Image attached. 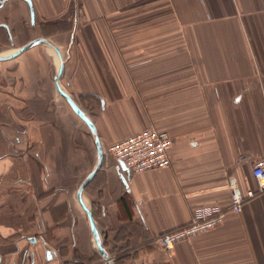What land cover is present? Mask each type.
<instances>
[{
	"label": "crops",
	"instance_id": "crops-1",
	"mask_svg": "<svg viewBox=\"0 0 264 264\" xmlns=\"http://www.w3.org/2000/svg\"><path fill=\"white\" fill-rule=\"evenodd\" d=\"M29 2L0 0V56L45 38L62 59L38 44L0 61L20 67L0 70L19 86L10 99L0 90V126L9 124L10 140L16 124L23 129L21 154L0 159V264H55L46 248L67 254L76 245L91 260L76 242L86 235L72 204L80 206L77 187L97 148L55 89L59 66L63 90L88 104L102 147L154 126L172 139L162 169L132 173L103 154L81 193L115 264H264V191L236 213L228 187L233 177L241 192L255 189L251 168L264 156V0ZM211 204L225 210L217 226L170 252L154 242Z\"/></svg>",
	"mask_w": 264,
	"mask_h": 264
},
{
	"label": "built area",
	"instance_id": "built-area-1",
	"mask_svg": "<svg viewBox=\"0 0 264 264\" xmlns=\"http://www.w3.org/2000/svg\"><path fill=\"white\" fill-rule=\"evenodd\" d=\"M170 137L166 130L157 129L155 126L141 128L133 134L102 147L103 154H108L122 162L132 173L166 168L170 165L168 151L172 145ZM250 174L257 187L245 192H241L233 177L229 178L230 208L236 213L241 211L245 200L264 191V156L253 162ZM224 216L225 210L218 205L197 206L193 208L190 220L185 226L155 236L154 242L166 252H170L177 242L189 240L211 230L222 221Z\"/></svg>",
	"mask_w": 264,
	"mask_h": 264
},
{
	"label": "water",
	"instance_id": "water-1",
	"mask_svg": "<svg viewBox=\"0 0 264 264\" xmlns=\"http://www.w3.org/2000/svg\"><path fill=\"white\" fill-rule=\"evenodd\" d=\"M26 1L30 4L29 0H26ZM38 44H46L58 55V57H60L62 59L61 50L59 49V47L56 44H54L52 41H50L48 39L38 38V39H34V40L24 44L23 46L18 48V50L16 52H14L10 55L0 56V61H6V60L13 59V58L17 57L19 54H21L23 51H26V50L30 49L31 47L38 45ZM65 75H66V73L64 74L63 70H59L55 74V76H53L54 77L53 82H54L55 89L59 93V95L66 101V103H68L69 107L76 114V116L78 118H80L87 125V127L91 130V132L94 136V139H95L94 141H95L96 148H97V163H96L94 169L83 180H81L82 182L77 187L76 198H77V201L80 205L79 207H81V209L83 210V212L86 215L93 241H94L97 249L100 251L101 259L104 260L105 264H115L114 259L112 257H110V255L107 253V251H105V248L102 244L100 233H99L98 228L96 226V222L94 220L93 214L90 211V209L88 207H86V204L84 203L83 198H82V194H81V193H83L84 187L91 181L95 172L100 167L102 157H103L102 146L100 145V142H99L97 134H96V130L94 128V124L92 123V120L89 118V115L86 114V112L76 102H74V100L70 97V95L65 90H63L64 88L61 85V81ZM121 164H123V163L121 162ZM32 239L34 241V238H31V242H32ZM46 252L50 255L52 254V251L49 249H47Z\"/></svg>",
	"mask_w": 264,
	"mask_h": 264
},
{
	"label": "flooded vegetation",
	"instance_id": "flooded-vegetation-1",
	"mask_svg": "<svg viewBox=\"0 0 264 264\" xmlns=\"http://www.w3.org/2000/svg\"><path fill=\"white\" fill-rule=\"evenodd\" d=\"M0 81H2V84L0 83V90H2V94H5V97L7 99H10V97H14L17 93L16 91L19 89V86L16 85V83H11V82H6V79L4 77H0ZM11 108L10 105L7 104L5 105V108L7 111ZM11 123V122H10ZM9 124H1L0 126V144H5V148L0 147V159L5 158V157H11V156H18L21 154L20 149H18L17 144H18V139H19V131H22L20 129V126L16 124V133L15 137L10 140V137L7 133L5 132V128H7ZM16 182L22 183L20 179H17ZM46 247V246H44ZM66 250V249H65ZM47 251V248H46ZM45 251V257L46 259H51L55 260V264H90L91 260L90 258L83 253H80L74 248V250L71 252L66 251H58L57 254L52 253L51 255L48 254ZM1 255H0V262H1ZM101 258V257H100ZM99 258V259H100ZM45 259V260H46ZM102 261V259H101Z\"/></svg>",
	"mask_w": 264,
	"mask_h": 264
},
{
	"label": "rangeland",
	"instance_id": "rangeland-1",
	"mask_svg": "<svg viewBox=\"0 0 264 264\" xmlns=\"http://www.w3.org/2000/svg\"><path fill=\"white\" fill-rule=\"evenodd\" d=\"M40 48H41V52H40L41 54L39 53L40 56H42L43 58H45L46 54L49 55L47 53V51H46L48 49H44V47H40ZM50 52H52V51H50ZM18 65H19V63H17V61L16 62H11V63H9V62L8 63H1L0 64V70H1V72H5V73L7 71V74L17 73V70L20 68V67L18 68ZM48 74L49 75H52L51 72L48 73ZM63 79H62L61 82H63ZM1 94H2V92H1ZM80 101H81L80 102L81 103L80 105L82 106L83 109H85V110L86 109H89V108H87L88 104L85 103V101H82V100H80ZM64 102L65 101H62L61 103L63 104V106H64V104L66 105V108H67L68 112H71V110L69 109L68 105L66 103H64ZM75 117H76V120H78L76 115H75ZM105 157L112 158L108 154H105ZM78 165L81 166L82 164L81 163H78ZM79 170H80V167L79 168H75V173H77V171L79 172ZM76 183L77 182L73 181V183H72L73 187L76 185ZM72 207L74 208V217L77 220V222H76V229H78L79 231L82 230L83 233L86 235L85 238H83L82 236L80 238L79 237H76V242H79L78 247L80 249L85 248L86 250H89L90 251V253H91V262H90V264H94L93 262H94V260L96 261V259L99 260V261H101V259H99V257L93 251L95 249V246L93 244V239H92V237L90 235V232H89V229H88V225H87V222L88 221H87V218H86L85 213L78 207V205L76 204L75 200H73ZM92 213L95 215L94 217H95L96 225L99 226L100 225L99 224L100 223V220L98 218V212L92 211ZM76 250H77V245H76Z\"/></svg>",
	"mask_w": 264,
	"mask_h": 264
},
{
	"label": "bare ground",
	"instance_id": "bare-ground-1",
	"mask_svg": "<svg viewBox=\"0 0 264 264\" xmlns=\"http://www.w3.org/2000/svg\"><path fill=\"white\" fill-rule=\"evenodd\" d=\"M60 69H61V68H60V66H59V68H58L57 72H58Z\"/></svg>",
	"mask_w": 264,
	"mask_h": 264
}]
</instances>
